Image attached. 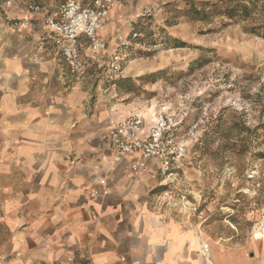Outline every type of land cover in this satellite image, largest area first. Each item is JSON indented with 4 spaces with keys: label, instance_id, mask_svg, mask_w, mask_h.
Instances as JSON below:
<instances>
[{
    "label": "crops",
    "instance_id": "0c3cea01",
    "mask_svg": "<svg viewBox=\"0 0 264 264\" xmlns=\"http://www.w3.org/2000/svg\"><path fill=\"white\" fill-rule=\"evenodd\" d=\"M118 7L105 34L110 49L117 45L111 24ZM60 63L40 16L18 31L0 20V219L12 233L0 264H264V222L248 241L231 245L230 237L215 241L152 208L146 196L160 185L155 163L130 178L132 158L118 151L114 129L128 117L100 140L83 103L88 93L54 88L64 78ZM102 186L110 195L91 199ZM18 252L22 261H4Z\"/></svg>",
    "mask_w": 264,
    "mask_h": 264
},
{
    "label": "rangeland",
    "instance_id": "374dc122",
    "mask_svg": "<svg viewBox=\"0 0 264 264\" xmlns=\"http://www.w3.org/2000/svg\"><path fill=\"white\" fill-rule=\"evenodd\" d=\"M17 1L20 7L9 11L10 18L25 16L28 4L54 12L67 0ZM252 1L251 19L235 21L222 13L228 0H137L126 6L117 0L114 40L138 34L125 52L120 81L114 83L95 66L93 78H68L60 63L64 78L54 87L64 95L75 87L88 93L83 103L93 113L100 140L122 118L171 116L178 124L177 142L190 148L188 163L176 184H157L146 198L163 214L189 221L196 233L215 241L230 237L231 245L248 241L264 222V0ZM193 6L213 15L196 20ZM0 20L18 31L5 17ZM252 27L257 33H250ZM178 42L185 47H175ZM153 74L156 78H149ZM100 145L97 153L104 151ZM254 171L257 179L250 178ZM11 236L0 219V252H11ZM22 253L4 261L20 262Z\"/></svg>",
    "mask_w": 264,
    "mask_h": 264
},
{
    "label": "built area",
    "instance_id": "2783aa9c",
    "mask_svg": "<svg viewBox=\"0 0 264 264\" xmlns=\"http://www.w3.org/2000/svg\"><path fill=\"white\" fill-rule=\"evenodd\" d=\"M116 4L117 0H67L54 12L38 4H28L24 18H10L8 12L19 9L20 4L17 0H3L0 16L8 19L7 24L14 30L29 29L36 16H40L42 30L52 38L57 54L77 80L88 78L93 65L102 69L109 80H117L123 73L125 52L130 50L132 39L138 34H119L115 37L116 47L109 48L105 34ZM34 62L40 63L37 58ZM177 125L164 112L157 113L150 121L134 115L120 122L114 135L120 140V155L132 158L128 172L130 178L145 172L153 162L161 186H172L179 181L188 163L190 148L186 143L177 142ZM259 175L254 171L250 178L257 179ZM109 195L107 186L90 192V198L95 200ZM204 249L208 252L209 246Z\"/></svg>",
    "mask_w": 264,
    "mask_h": 264
},
{
    "label": "trees",
    "instance_id": "16d2710c",
    "mask_svg": "<svg viewBox=\"0 0 264 264\" xmlns=\"http://www.w3.org/2000/svg\"><path fill=\"white\" fill-rule=\"evenodd\" d=\"M253 3L252 0H228V2L225 3L224 6V11L222 12L225 17H227L230 20H235V21H249L251 19V11H252V6L251 4ZM217 8V7H215ZM216 11L219 12V10L215 9ZM190 14H192V17L196 20H207L209 19L212 15V11H207L205 9L203 10H198L194 6L190 9ZM201 15V17H200ZM264 28V26H263ZM258 28L252 27L249 28L250 33H257L256 31ZM260 35V34H259ZM264 36V34H263ZM185 43L184 42H178V44L175 47L178 48H183ZM149 78H156V74L150 75ZM120 80H116L114 83H117ZM244 129H247L244 127ZM179 130L175 131V135L178 137Z\"/></svg>",
    "mask_w": 264,
    "mask_h": 264
},
{
    "label": "bare ground",
    "instance_id": "6f19581e",
    "mask_svg": "<svg viewBox=\"0 0 264 264\" xmlns=\"http://www.w3.org/2000/svg\"><path fill=\"white\" fill-rule=\"evenodd\" d=\"M154 113V112H153ZM150 117H152V119H153V117H154V114L153 115H149ZM154 120V119H153Z\"/></svg>",
    "mask_w": 264,
    "mask_h": 264
}]
</instances>
